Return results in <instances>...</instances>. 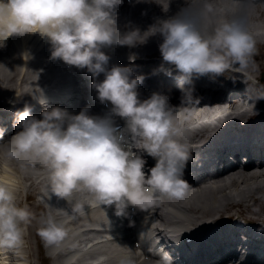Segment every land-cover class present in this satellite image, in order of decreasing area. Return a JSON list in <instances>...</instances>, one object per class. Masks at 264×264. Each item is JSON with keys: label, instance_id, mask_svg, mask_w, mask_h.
<instances>
[{"label": "clouds", "instance_id": "1", "mask_svg": "<svg viewBox=\"0 0 264 264\" xmlns=\"http://www.w3.org/2000/svg\"><path fill=\"white\" fill-rule=\"evenodd\" d=\"M124 2L0 0V47L12 34L39 32L46 36L52 45V58L86 67L94 77L105 74L103 80L94 79L92 86L102 103L111 102V113L126 120L121 127L112 115H92L87 106L79 113L58 105L47 107L48 99L38 86L28 93L46 106L42 118L25 103L17 109L13 121L19 131L5 140L6 129L0 127V158L16 160L21 167L39 160L48 170V194L66 199L73 213L83 214L87 206L101 204L115 205L117 215L130 216V208L147 211L160 202L162 195L182 199L188 189L183 175L191 158V147L183 139L188 128L176 119L169 106V93L154 91L141 99L138 87L145 74L133 75L129 65L109 69L110 57L103 46H136L159 35L163 62L153 72L172 75L171 68L166 67L172 64L179 70L176 79L189 86L201 76L218 78L234 65L248 67L256 48L248 13L220 17L214 0H185L175 14L157 17L146 29L131 22L125 29L120 27L116 8ZM155 2L166 12L171 4V0ZM144 152L156 158L148 171ZM83 192L90 199L74 200L77 193ZM16 199L13 188L0 183V247L19 248L24 244L33 213L27 205L17 204ZM72 218L47 216L39 228L46 246L55 252L63 250ZM134 223L130 219V224ZM73 262L74 257L66 260V264ZM121 264L137 261L126 259ZM153 264H174L163 245Z\"/></svg>", "mask_w": 264, "mask_h": 264}, {"label": "bare ground", "instance_id": "2", "mask_svg": "<svg viewBox=\"0 0 264 264\" xmlns=\"http://www.w3.org/2000/svg\"><path fill=\"white\" fill-rule=\"evenodd\" d=\"M184 2L185 0L171 1L166 12L163 6L156 3L155 0H150V2L149 0H140L139 3L135 0H125L124 4L119 5L121 6L120 9L116 8V12L119 14L118 23L122 29H125L129 22L132 26L146 29L155 22L157 17L175 14ZM214 7L216 15L220 17H230L247 12L250 24H252L251 21L253 22L259 17L261 22H257L256 27H252L253 29H250L249 25V29L254 35L256 45L264 47V0H236V2L234 0H214ZM122 20H124L123 23ZM26 35L21 36L25 38ZM28 35H30L29 39L32 35V46L29 47L26 57L20 64L18 63V66L14 63H16L15 59L19 54V35L14 36L13 40L7 39L6 46L0 47V96L12 97V99H20L24 96L30 100L35 99L39 103L38 99L28 92L40 86L47 98H66L72 92L73 84L65 75L60 58H52L51 42L39 32L28 33ZM161 39L159 35H155L150 37L147 42L136 46L113 43L103 46L102 50L109 55V62L114 58L125 62L127 59L124 55H131L130 57L133 56L134 59L133 64L144 63L150 67L158 68L163 62L159 48ZM38 49H40L39 54H36ZM33 52L36 54L35 60H31ZM257 55L255 52L253 53L250 64L246 68L241 69L234 65L227 69L238 84H242L243 76L246 77L249 84H253V78H261V74L256 76L254 75L255 70L251 69ZM26 60L32 65L35 64L37 68L34 72L25 73L21 77L22 72H18V70L24 68ZM43 65L46 66V70L42 69ZM166 66L173 65L167 64ZM101 75L104 79L105 74L101 73ZM45 77L48 79L47 82L43 80ZM149 88L148 92L151 91L152 87ZM253 89L255 90L256 87ZM245 93L247 92H243L242 95ZM247 94H249L248 100L244 99L237 106L227 104L197 106L195 104L185 108L181 113L173 112L176 119L183 122L188 128L187 134L183 138L184 141L196 140L208 132L217 131L223 124L230 123L234 119L261 115V109L254 103L255 94L251 91ZM63 107L73 108V102L67 100ZM10 137H5V140ZM15 161L0 158V183H7L13 188L17 204H19V197L24 193L28 184L34 187V191H41L40 184L44 182L47 187L42 193L48 192L49 181L41 180V183L37 181L43 174L48 176V170L39 160L28 162L39 167H21L20 162ZM41 167L45 169L42 171ZM48 199L52 203L51 206L55 208L52 207L53 211H49V215H56L60 219L66 218L67 215L73 217L69 221L70 236L63 250L55 252L51 246H46L55 258L52 264H66L69 257H74L73 264H121L126 259L135 260L137 264H153L150 260H140L139 256L142 255L137 256L129 244V242L132 243L134 233L137 232L141 223L147 222L148 218H145V212L154 213L153 219L161 222L160 225L154 226V230L162 232L167 227H171L177 230L178 236L184 240L188 237H194L193 240H196L205 232L207 226L218 220L219 216L230 211L248 215L244 217L250 219L247 222L250 223L249 229L253 231L256 228V223H264V212L262 211L264 210V166L237 169L234 172L219 175L213 181L191 188L182 199L162 196L157 205L147 211H137L133 228L126 221L127 215L113 217L115 205L87 206L81 214L79 212L73 213L71 205L64 198L52 194V197L49 195ZM75 199H90V197L86 192H83L77 193ZM32 207L29 206L30 210ZM32 213L31 219H34L35 222H30L31 229L27 231L24 244L19 248L0 247V264H41L39 263V237L36 238V252L31 244V239L33 234L38 236L35 224L39 221L40 217L38 216L42 215V210L40 212L32 211ZM103 221L117 223L110 234L95 226V224L98 225ZM260 227L263 226L260 225ZM92 235L93 237H91ZM108 235L117 236V240L107 239ZM83 237L87 239L84 244L80 243ZM178 249L191 250L188 246L183 245H179ZM224 250L225 248L220 245L219 240H214L210 246L197 251L196 257L189 262L197 263L208 260L210 257L223 254ZM261 252H264V245H252L250 254ZM81 254H84V258L79 259Z\"/></svg>", "mask_w": 264, "mask_h": 264}, {"label": "rangeland", "instance_id": "3", "mask_svg": "<svg viewBox=\"0 0 264 264\" xmlns=\"http://www.w3.org/2000/svg\"><path fill=\"white\" fill-rule=\"evenodd\" d=\"M257 22L258 23L261 22L259 17H257V19L255 21H253V22L251 21L252 24H250V22L248 21V23L250 25V29H253L252 27H256V23ZM29 36L30 35L27 34L24 39L21 38L19 40V43H18V46H19V54H18V56L15 59L16 63H14V65L16 64L18 66V63L19 64L21 63V61L26 57L27 50L29 49V47L32 46V42H31L32 35H31V39H29ZM255 52L258 55H257V58H256L255 62L251 66V69L255 70L254 71V75L258 76L264 70V47H262L261 45H256ZM254 66H257V67L254 68ZM15 80H16V78H15ZM9 99H10V97L0 96V104H1V100L2 101L3 100L4 101H9ZM32 187H33L32 185L31 186L30 185L27 186V188H26L27 194H29V192H30L29 189L32 188ZM35 194L33 196L32 195L29 196V198H31V197H33V198H32V200L26 201V205L27 206H30V205L33 206L31 208V211L40 212V210H42V214L44 213L43 214L44 217H42L41 215L38 216V217H40V219L35 224V229H36V233L38 234V236H36L35 234H33V238L31 239V244L34 246V250L36 252V250H37L36 238L39 237V245H40L39 263H41V264H52L53 257H51V252L47 249V247L45 245V242L43 241V239L41 238V236L39 234V226H42L43 221L47 218L48 215H47V211H45V207L42 206L40 208V205H37V203H40L41 204V202H40L39 199L42 198V197H44V199H45V194H42V193H37L36 195ZM40 195H43V196H40ZM21 197H23V196H21ZM262 211L264 212V210H262ZM31 221L33 223L35 222L34 219L33 220L31 219ZM28 227H29L28 230L26 228L25 239H26L27 231H29L31 229L30 224H29Z\"/></svg>", "mask_w": 264, "mask_h": 264}]
</instances>
